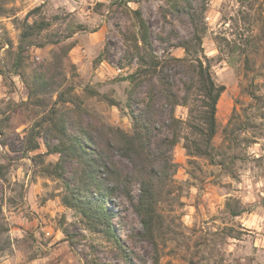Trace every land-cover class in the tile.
I'll list each match as a JSON object with an SVG mask.
<instances>
[{
	"label": "rangeland",
	"instance_id": "rangeland-1",
	"mask_svg": "<svg viewBox=\"0 0 264 264\" xmlns=\"http://www.w3.org/2000/svg\"><path fill=\"white\" fill-rule=\"evenodd\" d=\"M204 1L200 54L209 59L216 82L226 86L220 102L231 111L225 121H218L214 162L188 156L184 140L175 147L176 165L160 187L152 233L145 232L131 201L113 202L111 209L119 214L114 229L134 264H264V0H195L197 6ZM167 9L166 0H0V204L9 228L0 237V261L15 250L12 213L25 210L34 183L43 189L38 203L44 206L51 200L52 206L44 218L30 214L31 222L62 233V241L49 248L41 240L45 249L35 250L34 257L127 264L108 231H96L79 211L65 205L66 177L54 169L60 155L48 154L46 130L38 124L54 109L77 104L133 133L127 108L132 85L119 80L135 73L138 65L126 59L122 32L139 33L132 11L141 10L150 26L172 36L173 43L192 37L188 19ZM27 23L43 28L30 37L16 67ZM164 49L157 44L161 57H187L183 49ZM191 56H197L195 48ZM78 57H83L81 66L75 63ZM44 65L52 73L36 90V76ZM176 114L189 120L187 107H178ZM186 135L194 147L198 135L188 127ZM36 144L39 149L32 150ZM138 195L137 187L136 199ZM59 243L64 245L60 248Z\"/></svg>",
	"mask_w": 264,
	"mask_h": 264
},
{
	"label": "trees",
	"instance_id": "trees-1",
	"mask_svg": "<svg viewBox=\"0 0 264 264\" xmlns=\"http://www.w3.org/2000/svg\"><path fill=\"white\" fill-rule=\"evenodd\" d=\"M205 2L197 6L195 0H166L167 11L172 15H183L194 29L192 37L180 39L177 43L172 42V36L157 33L141 10L132 11L139 33L128 30L122 32V37L126 59L130 64L136 61L138 69L119 81H129L132 85L127 108L134 123L133 133L104 122L77 104L73 105L74 108L54 109L50 118L38 124L46 130L43 139L48 154L60 155L54 169L59 177H66L65 205L79 211L96 231H108L127 264H134L135 258L114 229L113 221L119 214L111 209L113 202L120 198L131 201L142 219L145 232L152 233L160 187L173 173L176 165L173 152L180 141H185L188 156L206 157L214 162L218 105L226 86L216 82L209 59L200 54L202 33L205 32ZM163 17L168 23L166 12ZM42 28V25L26 24L16 67L21 66L28 50L26 43ZM157 44L165 46L164 53L171 47L183 49L187 57L165 54L161 57ZM194 48L196 57L191 56ZM51 73V67L42 66L36 76V90L49 81ZM35 89L31 90L30 97ZM61 99L59 102H66ZM180 106L189 108V120L177 116ZM187 127L199 137L192 143L194 147L188 136H183ZM50 140H57L59 144L52 146ZM39 147L36 144L32 150ZM137 187L139 195L136 199ZM235 216L239 214L235 213ZM7 232L9 228L0 204V237Z\"/></svg>",
	"mask_w": 264,
	"mask_h": 264
},
{
	"label": "crops",
	"instance_id": "crops-1",
	"mask_svg": "<svg viewBox=\"0 0 264 264\" xmlns=\"http://www.w3.org/2000/svg\"><path fill=\"white\" fill-rule=\"evenodd\" d=\"M75 50L76 47H74L72 52L74 53ZM75 59V63L79 66L83 64V57ZM230 111L231 108L228 105L224 104L221 109L220 105H218V121H225L224 119L230 114ZM42 191L43 189H41L40 185L33 183L26 194L25 201L27 204L25 210L23 212L12 213L14 223L10 226V234H12L15 250L11 255L3 257L0 264H50L52 260H54V264H73V258L61 259L57 257L52 259L49 255L33 256L35 250L39 248L45 249L47 243L46 248H49V245L57 243V241H62V233L60 231L55 232L48 225L36 226L30 220V214L33 215L37 212L44 218L47 216V212L50 211L52 206L51 200L44 206L38 203L39 195H42ZM50 239L52 240L50 241ZM41 240H45L46 244L41 242ZM63 245L64 243L58 244L60 248ZM54 250L57 251L56 248Z\"/></svg>",
	"mask_w": 264,
	"mask_h": 264
},
{
	"label": "bare ground",
	"instance_id": "bare-ground-1",
	"mask_svg": "<svg viewBox=\"0 0 264 264\" xmlns=\"http://www.w3.org/2000/svg\"><path fill=\"white\" fill-rule=\"evenodd\" d=\"M222 105H223V101L220 103V109L222 108Z\"/></svg>",
	"mask_w": 264,
	"mask_h": 264
}]
</instances>
